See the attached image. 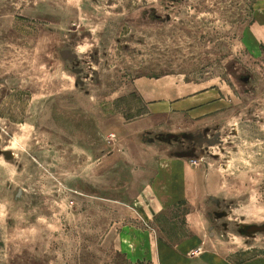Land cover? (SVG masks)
Listing matches in <instances>:
<instances>
[{
    "label": "rangeland",
    "instance_id": "obj_1",
    "mask_svg": "<svg viewBox=\"0 0 264 264\" xmlns=\"http://www.w3.org/2000/svg\"><path fill=\"white\" fill-rule=\"evenodd\" d=\"M139 77L202 110L149 115ZM140 153L201 200L137 205ZM0 264H264V0H0Z\"/></svg>",
    "mask_w": 264,
    "mask_h": 264
},
{
    "label": "crops",
    "instance_id": "obj_2",
    "mask_svg": "<svg viewBox=\"0 0 264 264\" xmlns=\"http://www.w3.org/2000/svg\"><path fill=\"white\" fill-rule=\"evenodd\" d=\"M152 81L150 79L137 78L134 83L136 92L143 98L147 105L152 110L149 115L166 116V114H156L162 112H190L191 115L196 114L202 110L200 96L187 97L185 93L179 91V85L175 83L167 82L165 89L162 90L158 81ZM164 94V97H161ZM212 93L207 91L206 96H211ZM205 104L206 107L212 105L217 108L219 105L213 103L214 99ZM140 121L138 122V124ZM135 156V155H132ZM135 159L140 160L137 164L140 173L135 176V183L140 180L138 187L131 188L136 185L135 183L129 184L130 190H135L137 194V205L146 204L147 207L151 208L152 216L157 219L164 211L176 208L178 206H195L196 203L201 200L200 195V183L199 178L201 171L192 166L185 159L177 156H165L161 157L156 154H147L144 157L140 153V156L136 155ZM140 212V211H139ZM140 214V213H139ZM143 223V222H142ZM145 223V225H144ZM142 224L135 223V226L127 228V232H133V237L138 241L140 238V245L137 243L136 247L140 251V256H158L160 261H163V257L168 255L171 250L172 253L176 254L175 250L168 244L162 242L160 236L159 227L156 229L155 223L152 225L147 221ZM147 223V226H146ZM151 226H149V225ZM137 234V236H136ZM129 238L132 236L129 235ZM151 248V252L149 251Z\"/></svg>",
    "mask_w": 264,
    "mask_h": 264
}]
</instances>
